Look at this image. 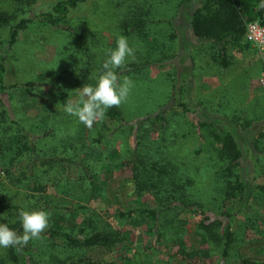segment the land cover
Segmentation results:
<instances>
[{"label": "rangeland", "instance_id": "rangeland-1", "mask_svg": "<svg viewBox=\"0 0 264 264\" xmlns=\"http://www.w3.org/2000/svg\"><path fill=\"white\" fill-rule=\"evenodd\" d=\"M55 1L33 0L26 17L48 10ZM0 4L8 13L14 11L10 0ZM129 9H135V0H86L70 9L59 27L29 23L15 44L2 52V80L13 88L0 95V113L5 114V123L0 125V147L5 145L4 140L21 135L20 129L29 139L32 136L38 140L42 154L48 155L50 148H56L54 155L66 159L63 170L60 161L55 162L53 170L61 171L65 179L47 184L41 196H35L33 209L50 213L48 228L77 232L81 237L94 230L116 232L120 239L111 251L82 246L62 249L60 238L47 243L34 239L22 247L26 248L24 254L15 250L19 259L28 253L35 260L54 242L59 248L54 247L52 255L42 258L47 264L61 263L78 254L111 260L113 264H195L169 242L182 240L183 250L204 246L203 237L195 229L202 215L180 206L168 209L161 185L169 187V169L176 166V173L171 169L172 176L188 178L183 191L198 206L192 209L209 217L219 216L224 209L231 213L229 224L236 242L229 259L263 261L264 191L258 186L264 188V86L259 83L264 80V61L243 36L221 57L225 61L224 65L219 62L218 91L208 92L214 97L200 98L201 94L195 95L187 87L183 94L174 91L170 96L165 77L150 78L144 66L136 65L135 71L123 75L135 86L127 102L115 107L119 119L105 116L89 129L63 111L61 104L77 98L76 89L86 83L95 85L108 50L115 49L119 35L125 36V15L135 16V11ZM169 10L170 5H165L155 9L153 16ZM65 27L74 30L69 32ZM0 35L5 36V29H0ZM129 37V46L136 49L135 61H148L149 56L160 54L155 51L150 55L146 42ZM156 38L161 36L156 34ZM182 69L180 75L184 76L186 69ZM9 127L8 132L2 131ZM72 129H76L74 135L70 134ZM98 133L103 136L97 141ZM211 133L230 134L240 149V168L233 167L228 173L232 176L240 172L248 181L247 191L251 193L243 205L224 195V179L221 173L216 174L222 162L221 142ZM14 149L7 147L0 153V187L9 193L13 187L9 179L27 164L26 157L13 156ZM89 175L88 181L83 179ZM30 186L26 189L31 190ZM139 209L155 210L157 219ZM3 251L0 248V254ZM217 261L214 255L206 262Z\"/></svg>", "mask_w": 264, "mask_h": 264}, {"label": "trees", "instance_id": "trees-1", "mask_svg": "<svg viewBox=\"0 0 264 264\" xmlns=\"http://www.w3.org/2000/svg\"><path fill=\"white\" fill-rule=\"evenodd\" d=\"M0 1L6 2L7 0ZM85 1L86 0H57L48 8V10L39 12L33 17H26V14L31 11V2H33V0H10L14 10L12 11V14L3 10L2 8L4 7L0 4V29H5V36L1 37L0 35V95H5L8 89L13 88L12 86H6L3 83L2 78L4 67L2 61L6 49L11 48L15 44L18 35L28 27L29 23L34 21L45 23L51 27H59L60 23L65 20L66 14L70 9L75 8L78 4ZM151 1L153 0H135V9H129V11H135V16H133V18L131 16L125 18L124 22H127L128 24L123 26L122 33L124 35H128V28L131 29L134 27L135 30H138L143 22H145V19L147 20L145 12L148 11L149 6H151ZM261 5H264V0H201V4L192 13L190 27L193 34L197 37L208 41L210 40L221 43L230 42L231 44L233 43L234 45H237L238 40H241L243 36L245 24L248 21L257 20L260 24L264 25V7ZM16 11H18L17 15H15ZM65 30L73 32L74 29L65 27ZM74 35L75 38L79 39L78 34L74 33ZM224 49L225 47L219 49V62L224 60V58H221ZM160 57L162 58L161 55ZM157 59L160 58L157 57ZM222 65H224L223 61ZM119 114L120 113L116 108L113 107L107 111L106 116L118 117L119 119ZM4 115L3 112L0 113V125L5 123ZM8 118L12 119L11 117ZM147 118H149V116H146L145 119ZM138 122L141 121H137L136 123ZM206 125L211 129L209 124ZM9 129L10 127L2 131L8 132ZM18 130L21 135H16L10 141L4 140L3 142L6 146L3 145L2 148L0 147V153H4L7 147L12 149L14 146L15 149L13 156L16 158L26 157L27 164L22 166V169L20 168L17 174L9 179V184L13 186L12 193H9L8 189L0 187V223L7 224L9 228L22 234L23 229L19 217V211L22 208L32 210L35 207L34 204L32 205L35 196L40 197L47 184L55 185L65 179L61 171L54 172L53 170L56 165L55 162L60 161L59 164L62 167V163H64L66 159L65 157H56V155H54L56 154V148H50L48 155L42 154V151L37 145L38 140L33 139L32 136H30L29 139L28 134H25L20 129ZM211 134L215 139L220 140L221 142L219 151L222 156H219L221 157L220 160L222 162L220 166L218 165L219 169L216 174L219 175V173H221L219 176L222 180L224 179V195L225 197H233L237 204L243 205L246 197L251 193L250 191H247L248 181L244 179L240 172L235 173L232 176L228 173L233 167L240 168V165L238 164L241 155L240 149L230 134L226 133L224 136H219L213 133ZM102 136L103 134L98 133L96 140L98 141ZM261 136L262 134H260V137ZM7 142H9L8 145ZM8 161V165H10V158ZM171 169L176 173L178 168L175 166L169 169L170 174L167 176L169 187L161 185V189L166 193L165 198H168V209L171 210L172 206H180L182 209H188L192 212L197 211L196 213L201 214L202 217L196 222L195 229L203 237L202 243L204 245H202L203 247H187L183 250V241L175 238L169 241L172 246H176L177 249L184 251L181 252L183 256H185L184 258H186V260L195 261V264H212V262L206 261H209L214 255L218 258L216 264H264V260L261 262H255L250 259H239L237 261L236 259H229L230 250L233 249L236 242L235 232L230 228L229 224L231 213L224 209L219 213V216L209 217L204 215L203 211L197 210L198 206L192 204L191 199H189L183 191L187 188L185 180H188V178L185 177L184 180L183 177L179 176V178L175 179L172 176ZM61 170H63V167ZM157 171L162 174V171ZM132 178L135 181V173ZM83 179H90V175L86 178L83 176ZM89 182L91 181L89 180ZM29 183L31 184V190L26 189L27 187L29 188ZM171 184L173 185V188H171ZM258 188L259 190L264 191L263 187L258 186ZM176 200H178L179 203L175 202ZM192 206H197V208L192 209ZM55 208V206H52V209ZM132 212L133 211H130L129 213ZM139 212L146 214L152 219H157L155 210L139 209ZM122 215V213H118V216ZM171 229L173 232H171V234H174L175 228L172 226ZM79 232L82 234L81 228H79ZM55 238H60L62 240V249L70 248L72 246H82L85 249L100 247L106 248L109 251H111L120 240L116 232L96 230L81 237L77 235V232H69L50 227L41 234V240L43 243H47L48 240H53ZM53 248L55 250L59 247L55 245L54 242L51 243V246L48 247V251L40 253L35 260H33V257L28 253H26L25 257L20 260L15 251L17 248H3L4 251L0 254V264H47V261L42 260V258L45 259L47 256L52 255ZM25 249L26 248H21L19 251L24 254ZM57 264L113 263L111 260L104 261L84 254H78L67 261L64 260Z\"/></svg>", "mask_w": 264, "mask_h": 264}, {"label": "crops", "instance_id": "crops-1", "mask_svg": "<svg viewBox=\"0 0 264 264\" xmlns=\"http://www.w3.org/2000/svg\"><path fill=\"white\" fill-rule=\"evenodd\" d=\"M150 3L151 6L145 12L147 21L145 19L146 22H143L138 30H135L134 27L128 29V35L125 37L130 36L129 38H134L138 42H146V48L150 55L155 54V51H160V54L153 58H151L152 55L149 56L148 61H128L126 68L117 71L118 74L127 75L129 72L135 71L136 65H142L144 66L143 70L149 72L150 78L165 77L169 84L170 96H173L174 91L178 95L183 94L187 87L188 89L192 88L195 95L201 94L200 98L214 97L213 94L208 95V92L218 91L220 82L219 49L225 47V51L228 47L231 48L235 45L230 42L208 41L193 34L190 19L193 11L201 4V0H153ZM165 5L167 7L170 5L169 12L153 16L155 9H162ZM129 16L133 18L130 14L125 15V17ZM157 28H160L159 31H156ZM156 34H159L161 38H156ZM179 39H182V43H178ZM182 68L186 69L184 76L180 75L183 74ZM183 82L185 84H182ZM158 107L160 108V106Z\"/></svg>", "mask_w": 264, "mask_h": 264}, {"label": "clouds", "instance_id": "clouds-1", "mask_svg": "<svg viewBox=\"0 0 264 264\" xmlns=\"http://www.w3.org/2000/svg\"><path fill=\"white\" fill-rule=\"evenodd\" d=\"M135 52L136 49L129 46L127 37L119 35L115 49L108 50L107 58L102 64L103 71L97 77L95 85L86 83L76 89L77 98L68 99L61 104L63 111L91 129L95 123L105 119L110 108L126 103L135 84L131 78L119 75L117 70L124 69L129 59L134 61ZM75 131L76 129H72L70 134L74 135ZM19 217L22 234L9 228L7 224L0 223V248L15 247L20 250L29 241L40 239L49 226L50 213L43 209L22 208Z\"/></svg>", "mask_w": 264, "mask_h": 264}, {"label": "built area", "instance_id": "built-area-1", "mask_svg": "<svg viewBox=\"0 0 264 264\" xmlns=\"http://www.w3.org/2000/svg\"><path fill=\"white\" fill-rule=\"evenodd\" d=\"M244 41L251 45L258 56L264 61V25L257 20H250L245 24ZM261 86H264V80H259Z\"/></svg>", "mask_w": 264, "mask_h": 264}]
</instances>
